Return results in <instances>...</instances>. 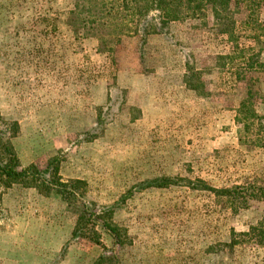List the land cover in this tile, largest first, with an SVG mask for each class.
I'll list each match as a JSON object with an SVG mask.
<instances>
[{
  "label": "rangeland",
  "instance_id": "374dc122",
  "mask_svg": "<svg viewBox=\"0 0 264 264\" xmlns=\"http://www.w3.org/2000/svg\"><path fill=\"white\" fill-rule=\"evenodd\" d=\"M76 4L0 0V128L23 167L57 159L98 209L118 204L120 244L98 224L74 238L56 193L0 186V264H264V245L239 237L264 219L251 197L264 149L237 123L248 98L264 116V0H230L145 44L138 7L119 45L120 18L75 33ZM164 177L177 183L142 189Z\"/></svg>",
  "mask_w": 264,
  "mask_h": 264
},
{
  "label": "trees",
  "instance_id": "16d2710c",
  "mask_svg": "<svg viewBox=\"0 0 264 264\" xmlns=\"http://www.w3.org/2000/svg\"><path fill=\"white\" fill-rule=\"evenodd\" d=\"M86 1L88 0H77V8L72 13L77 16V20L72 22L71 26L75 29V33H80L76 25L80 27V30L88 29L87 26H90L91 30H95L110 26L108 20L111 18H120L121 28L126 30H121L124 34L116 41L119 45L123 38L132 35L131 29L134 24H131L132 26L129 28L127 19L135 21L133 15L136 14L138 7L141 8L142 15L136 31L140 34L142 44H145L148 36L169 35L168 27L176 23H182L190 18L205 17L209 11L218 16L220 11L223 13L226 3L230 0H93L94 3L91 4ZM84 14L88 16L80 19L79 16ZM113 24L117 25V23ZM100 43L103 47L107 46L106 40L101 39ZM102 51L110 52L106 47ZM185 80L187 82V75ZM250 102V98H248L241 104L237 111V123L242 125L247 132L256 127L259 133L256 140L251 143L264 149V116L259 115ZM0 120L2 119L0 118ZM11 139L9 130L0 128V186L9 188L21 184L26 188L35 189L39 194L45 196L56 193L67 204V208L77 216V224L73 232L74 238L87 237L89 232L97 235L94 228L95 224H98L111 228L110 231L113 233L114 239L120 244L118 229L110 221L118 204L113 208L98 209L97 204L89 202L85 194L81 192L83 182L63 181L59 175L57 159H52L44 169L39 168L36 164L23 167L17 158ZM174 183L177 181L168 177L156 178L146 183L142 189L163 188ZM199 183L204 182L199 181ZM252 189V198L264 200V187H253ZM79 203L80 206H78ZM89 225L94 227L91 229ZM239 237L248 238L258 245H264V219L256 226H252L249 232L241 233ZM94 242L102 245L98 238Z\"/></svg>",
  "mask_w": 264,
  "mask_h": 264
}]
</instances>
